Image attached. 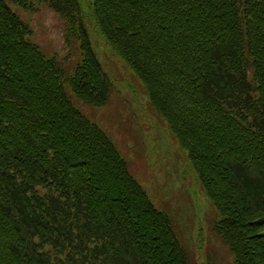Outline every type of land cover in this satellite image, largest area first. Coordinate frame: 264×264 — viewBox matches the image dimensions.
<instances>
[{
    "label": "trees",
    "instance_id": "16d2710c",
    "mask_svg": "<svg viewBox=\"0 0 264 264\" xmlns=\"http://www.w3.org/2000/svg\"><path fill=\"white\" fill-rule=\"evenodd\" d=\"M33 2L81 59L67 73L10 8L31 0H0V264H189L110 133L76 107L112 90L88 24L185 152L231 264H264V0Z\"/></svg>",
    "mask_w": 264,
    "mask_h": 264
},
{
    "label": "rangeland",
    "instance_id": "374dc122",
    "mask_svg": "<svg viewBox=\"0 0 264 264\" xmlns=\"http://www.w3.org/2000/svg\"><path fill=\"white\" fill-rule=\"evenodd\" d=\"M91 1L82 0L85 12ZM10 8L31 29V41L46 56L64 60V69L71 73L81 54L75 41L68 47L64 44L61 18L46 4L33 0L28 9L15 5ZM87 28L97 60L113 88L104 106L91 108L74 101L76 107L110 133L133 178L155 208L171 219L189 264H231V253L212 229L218 213L200 185L192 180L187 156L150 104L145 86L124 61L111 54L94 28L89 24Z\"/></svg>",
    "mask_w": 264,
    "mask_h": 264
},
{
    "label": "water",
    "instance_id": "95a60500",
    "mask_svg": "<svg viewBox=\"0 0 264 264\" xmlns=\"http://www.w3.org/2000/svg\"><path fill=\"white\" fill-rule=\"evenodd\" d=\"M261 122L263 123V125H264V120H261Z\"/></svg>",
    "mask_w": 264,
    "mask_h": 264
}]
</instances>
